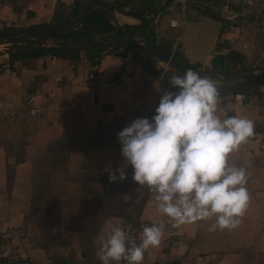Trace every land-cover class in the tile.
Segmentation results:
<instances>
[{"label":"crops","instance_id":"0c3cea01","mask_svg":"<svg viewBox=\"0 0 264 264\" xmlns=\"http://www.w3.org/2000/svg\"><path fill=\"white\" fill-rule=\"evenodd\" d=\"M203 1L208 0H191L182 8L176 0H99L125 10H145L151 20L145 32L151 27L155 38L180 43L178 49L189 64L204 65L217 43V54L240 49L234 32L219 28L241 14L233 4L248 5L220 0L223 13L214 18L209 12L217 8L200 10L197 3ZM86 3L102 8L95 0H0V32L71 21ZM248 7L260 11L259 5ZM111 11L122 27L140 24L136 17ZM155 11L160 18L151 15ZM181 15L184 26L168 25V18ZM85 41L76 43V59L43 55L10 60L22 44L7 47V41L0 40V239L6 229L22 228L24 235L15 242L34 264H101L102 243L114 227L169 220L158 211L155 194L132 182L131 166L123 182L110 183L108 172L123 163L117 133L137 118L155 115L163 93L175 91L172 76L128 45L103 49L96 46V37L93 45ZM33 42L30 48L37 46ZM59 44L61 39L45 37L41 45ZM119 72H125L122 82H106ZM27 94L37 96L45 114L26 113ZM247 102L262 107L247 108ZM140 106L153 113L139 115ZM224 112L255 125L254 136L229 157L230 164L243 166L248 175L251 199L241 223L213 232L208 228L215 218L181 225L176 235L183 246H172L170 235L162 231L160 245L145 252L142 264H264V86L249 94L219 95L217 115L224 119Z\"/></svg>","mask_w":264,"mask_h":264},{"label":"clouds","instance_id":"9594fccd","mask_svg":"<svg viewBox=\"0 0 264 264\" xmlns=\"http://www.w3.org/2000/svg\"><path fill=\"white\" fill-rule=\"evenodd\" d=\"M177 26L173 22V27ZM175 91H165L151 118H137L117 133L123 163L108 172L110 183L127 179L155 194L158 211L172 227L215 218L208 231L232 230L241 223L250 195L243 166L229 157L255 134L252 120L217 115V83L188 69L173 75ZM162 226H144L140 243L119 226L99 253L101 264H142L145 252L160 245Z\"/></svg>","mask_w":264,"mask_h":264},{"label":"rangeland","instance_id":"374dc122","mask_svg":"<svg viewBox=\"0 0 264 264\" xmlns=\"http://www.w3.org/2000/svg\"><path fill=\"white\" fill-rule=\"evenodd\" d=\"M85 1L86 0H84V2ZM222 4L223 3L220 0H208L197 3V5L200 6V10L202 8L207 10V8L214 9V7H216L217 9L209 12L214 15V18H218V15L220 16V14L223 13V11H221ZM208 5H210L211 7H208ZM86 6L87 3L83 7L85 8ZM248 6L242 4H233L232 9L234 10L235 8H237L239 11H241V14L233 17L232 19L223 21V23H221V29L219 28V30L226 28L229 31L234 32V39L240 44V49H237L238 47L230 49L231 54L229 55L227 60H224L223 65L218 67L216 55L218 53V47H220L221 49V44L216 42L217 48L215 47V49L210 53L209 61L207 63H204V65L198 62L191 64V68L193 71L199 73L202 77H206L211 80H215L216 78H236L239 75L245 74L247 72L264 71V24L262 23L264 22V8L259 7L260 11L255 12L251 11L252 9H250V7ZM151 29L152 28L149 27V29L146 32L144 31L143 33L134 32L128 29L126 31L134 34L138 38L145 39L149 37L150 43L157 45L159 48L167 53H170L171 55H173V53L180 54L182 60L185 63L189 64V60L185 56H183V54H181L180 50L178 49L180 43H169L168 39L163 38L160 35L155 38L154 31H152ZM21 36H24V38L19 39V41L15 40L16 43L14 41L13 45H11L12 47L17 46L16 44H19L18 42L22 43V45H29V43L35 40L33 34H25ZM94 36L96 37V40H99V43H103L112 39L111 34H95ZM141 53L144 56H148L150 60L154 61L156 67H158L159 69H164L168 74L172 76V74L170 73L171 67L167 63L149 53ZM263 86L264 84L256 88H260Z\"/></svg>","mask_w":264,"mask_h":264},{"label":"trees","instance_id":"16d2710c","mask_svg":"<svg viewBox=\"0 0 264 264\" xmlns=\"http://www.w3.org/2000/svg\"><path fill=\"white\" fill-rule=\"evenodd\" d=\"M95 3L100 5L102 7L101 9L103 10H117L118 12L124 13L126 15H131L140 20V24L133 26L131 29L128 28V26H123L125 29L134 32L143 33L150 24L151 20L150 18L145 17V10L143 9L137 8L133 10H125L121 5L103 4L102 2H99V0H95ZM93 10L95 9L86 6L83 9V11L80 10L81 12L78 15L77 13L75 14L73 13V20L62 23L64 25L73 26L74 24L79 22V25H77L74 28H70L66 30L46 29V30H40V31H35L33 33H29L34 35L35 40L33 43H37V46L30 48L29 47L30 43L29 45L26 44L21 45L22 43L18 42L21 45V47L17 48L18 50L16 54L11 55L10 60L14 58H26V57L28 58L32 56H43V55L76 59L79 57V52H80V48L76 45V43L78 41H85L86 36L95 35L97 33H103V34L109 33L114 38L121 36V32L115 29V27L111 24L109 19L104 15H101L99 13H91L90 15L82 19V17L87 12ZM22 37L24 38V36H18V37H13L6 41H10V42H14L15 40L19 41V39H23ZM45 37H54L57 39H61V44L54 46H42L41 44L44 42ZM144 40L149 41L150 39L149 37H147ZM85 42L87 43V41ZM96 46H101L103 49L108 48L104 46L103 43L96 44ZM27 47H29L30 49H27ZM230 54L231 51L229 50L224 54L216 55L218 67L223 65L224 60H227ZM172 56L187 69L192 70L191 64L185 63L182 60L180 54L173 53Z\"/></svg>","mask_w":264,"mask_h":264},{"label":"built area","instance_id":"2783aa9c","mask_svg":"<svg viewBox=\"0 0 264 264\" xmlns=\"http://www.w3.org/2000/svg\"><path fill=\"white\" fill-rule=\"evenodd\" d=\"M191 0H176V3L180 5V7H184ZM240 2L247 5H259L260 8H264V0H239ZM224 9L228 10V4H224ZM155 19L161 17V13L159 11H155L151 14ZM173 22H176L177 26L173 27ZM185 17L181 15L180 17H170L168 18V25L172 28L181 27L185 25ZM3 44L7 47H12L13 42L7 41L3 42ZM165 71V70H164ZM164 71L161 73H164ZM125 78V72H119L117 75H109L106 78V82L109 84H118L122 82ZM97 83H102L98 81ZM25 101L27 102L26 113L29 115H43L45 114V109L38 105L37 96L35 94H27L25 96ZM247 108L259 109L262 107V104L259 102H247L245 104ZM136 112L142 116H148L153 113V110L146 107H138ZM261 148H264V142L260 144ZM152 222L150 221H139L136 223L124 222L119 227H122L128 237L131 240H134L137 244L140 243L142 232L144 226H151ZM162 231L168 235H170V244L172 246H183L185 244L184 240L177 237L178 228L172 227L169 220L165 221L162 224ZM24 235V230L20 227H11L6 229L1 234L0 239V264H34V261L31 257L23 256V247L16 243L15 241L20 239ZM53 264H73L70 261H57ZM120 264H126V262L121 261Z\"/></svg>","mask_w":264,"mask_h":264},{"label":"water","instance_id":"95a60500","mask_svg":"<svg viewBox=\"0 0 264 264\" xmlns=\"http://www.w3.org/2000/svg\"><path fill=\"white\" fill-rule=\"evenodd\" d=\"M91 13H99L101 15L106 16L111 24L121 32V36L114 38L108 42L104 43V46H120V45H128L135 50L143 53H149L153 56L160 58L162 61L167 63L170 67V73L173 75H183L188 69L183 66L180 62H178L170 53L165 52L157 45L150 43L149 41H145L143 38H138L134 34L126 31L118 22L115 14L111 10H93L87 12L82 19ZM76 23L73 26L64 25V24H41L37 26H32L28 28H21L12 31H2L0 32V40H9L13 37H18L24 34L33 33L35 31L46 30V29H57V30H66L70 28H74ZM85 40L88 41L91 45L95 41V37L90 35L86 36ZM217 83L218 91L220 95H225L228 93H239V94H249L256 87L264 84V71L256 72L251 71L245 74H241L236 78H216L213 80Z\"/></svg>","mask_w":264,"mask_h":264}]
</instances>
